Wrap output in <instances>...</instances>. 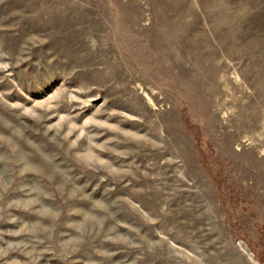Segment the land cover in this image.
Instances as JSON below:
<instances>
[{"label": "rangeland", "instance_id": "1", "mask_svg": "<svg viewBox=\"0 0 264 264\" xmlns=\"http://www.w3.org/2000/svg\"><path fill=\"white\" fill-rule=\"evenodd\" d=\"M0 264H264V0H0Z\"/></svg>", "mask_w": 264, "mask_h": 264}]
</instances>
